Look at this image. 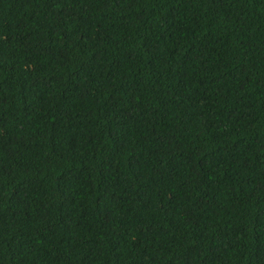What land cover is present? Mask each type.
<instances>
[{
	"label": "trees",
	"instance_id": "16d2710c",
	"mask_svg": "<svg viewBox=\"0 0 264 264\" xmlns=\"http://www.w3.org/2000/svg\"><path fill=\"white\" fill-rule=\"evenodd\" d=\"M0 264H264V0H0Z\"/></svg>",
	"mask_w": 264,
	"mask_h": 264
}]
</instances>
